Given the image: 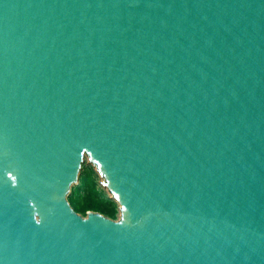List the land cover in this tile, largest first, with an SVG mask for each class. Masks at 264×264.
I'll use <instances>...</instances> for the list:
<instances>
[{
  "label": "water",
  "instance_id": "water-1",
  "mask_svg": "<svg viewBox=\"0 0 264 264\" xmlns=\"http://www.w3.org/2000/svg\"><path fill=\"white\" fill-rule=\"evenodd\" d=\"M0 264H264V0H0Z\"/></svg>",
  "mask_w": 264,
  "mask_h": 264
},
{
  "label": "trees",
  "instance_id": "trees-1",
  "mask_svg": "<svg viewBox=\"0 0 264 264\" xmlns=\"http://www.w3.org/2000/svg\"><path fill=\"white\" fill-rule=\"evenodd\" d=\"M68 200L72 208L83 217H87L88 212H97L117 220L118 203L99 187L97 174L93 168L81 174L79 184L72 188Z\"/></svg>",
  "mask_w": 264,
  "mask_h": 264
},
{
  "label": "rangeland",
  "instance_id": "rangeland-1",
  "mask_svg": "<svg viewBox=\"0 0 264 264\" xmlns=\"http://www.w3.org/2000/svg\"><path fill=\"white\" fill-rule=\"evenodd\" d=\"M90 168H93L97 174V182H98V185L99 187L111 198H113V195L111 194V192L108 190V188L105 186V179L99 174V172L97 171V168L96 166H94L90 159H89V156L85 155L84 156V159H83V162H82V166H81V170H80V176L83 172L89 170ZM80 178V177H79ZM79 184V181L77 183H75L72 188H75L77 187ZM70 196V194H69ZM68 196V197H69ZM114 199V198H113ZM119 206V214H118V217H117V220L116 221H119L121 219V211H120V205L118 204ZM86 218V217H85Z\"/></svg>",
  "mask_w": 264,
  "mask_h": 264
}]
</instances>
